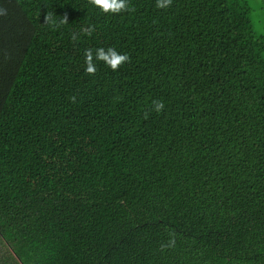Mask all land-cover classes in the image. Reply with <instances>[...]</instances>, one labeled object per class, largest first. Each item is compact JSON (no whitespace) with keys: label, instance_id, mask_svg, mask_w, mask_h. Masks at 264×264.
I'll use <instances>...</instances> for the list:
<instances>
[{"label":"trees","instance_id":"trees-1","mask_svg":"<svg viewBox=\"0 0 264 264\" xmlns=\"http://www.w3.org/2000/svg\"><path fill=\"white\" fill-rule=\"evenodd\" d=\"M13 1L0 264H264V0Z\"/></svg>","mask_w":264,"mask_h":264},{"label":"clouds","instance_id":"clouds-1","mask_svg":"<svg viewBox=\"0 0 264 264\" xmlns=\"http://www.w3.org/2000/svg\"><path fill=\"white\" fill-rule=\"evenodd\" d=\"M89 3L99 7L103 12H113L118 13L122 10H127V0H89ZM172 0H156V7L158 8H166L170 6ZM47 19V18H46ZM66 21V18H65ZM90 35L91 32L89 31ZM85 63L87 65L85 71L94 75L96 72V68L92 63V52L90 49L85 50ZM97 59L103 60L107 63V65L113 70H117L119 66L128 61L130 58L127 54H118L114 49L109 48L107 52L103 48L97 50ZM75 101V97L72 98ZM164 107L163 102H158L156 104V111L159 112ZM164 246H162L163 248Z\"/></svg>","mask_w":264,"mask_h":264},{"label":"crops","instance_id":"crops-1","mask_svg":"<svg viewBox=\"0 0 264 264\" xmlns=\"http://www.w3.org/2000/svg\"><path fill=\"white\" fill-rule=\"evenodd\" d=\"M4 3L6 4V12H10V11H18L17 5L15 4V2L13 0H0V12H4L5 11V6ZM3 52L4 50L1 49ZM2 58L1 63H10L12 62L11 59L8 57V55L4 52V54L1 53Z\"/></svg>","mask_w":264,"mask_h":264},{"label":"rangeland","instance_id":"rangeland-1","mask_svg":"<svg viewBox=\"0 0 264 264\" xmlns=\"http://www.w3.org/2000/svg\"><path fill=\"white\" fill-rule=\"evenodd\" d=\"M0 104H1V102H0Z\"/></svg>","mask_w":264,"mask_h":264}]
</instances>
